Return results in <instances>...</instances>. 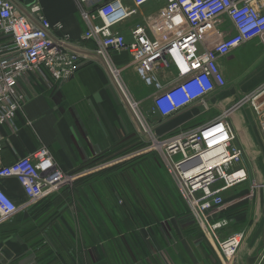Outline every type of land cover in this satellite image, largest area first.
I'll list each match as a JSON object with an SVG mask.
<instances>
[{
    "label": "built area",
    "instance_id": "1",
    "mask_svg": "<svg viewBox=\"0 0 264 264\" xmlns=\"http://www.w3.org/2000/svg\"><path fill=\"white\" fill-rule=\"evenodd\" d=\"M34 1L24 8L16 0H0V134L4 127L16 132L14 121L26 99L19 90L21 79L30 74L45 85L50 84L49 78L54 84H62L79 67V56L65 49L70 36L64 32V26L50 23ZM74 1L87 26L80 40L94 42L95 54L104 60L133 115L138 133L149 143L142 152L158 154L202 234L211 241L219 262L231 264L243 236L239 233L221 239L218 231L228 221L213 220L222 204V192L247 180L243 154L235 144L229 118L246 101L251 102L259 114L264 137V113H259L260 105L255 104L264 94L263 88L246 96L239 107H230L196 126H180L174 135L156 134L149 120H168L194 104H200L203 112L208 110L207 97L223 92L225 87L220 61L252 40H259L264 46V0H164L157 18L161 19L158 38L149 37L145 27L134 25L129 31V42L123 33L113 30L135 12L129 11L122 0ZM131 1L135 8H141L155 0ZM225 20L230 26L228 30L223 25ZM123 52L131 57L142 82L154 90L144 112L141 102L131 98L109 59L110 53ZM161 68L173 74L164 86L155 74ZM3 144L0 137V154ZM2 180H14L26 204L32 205L44 195L57 192L69 178L58 170L43 146L9 165L0 163ZM19 210V204L0 186V220L13 219Z\"/></svg>",
    "mask_w": 264,
    "mask_h": 264
},
{
    "label": "crops",
    "instance_id": "2",
    "mask_svg": "<svg viewBox=\"0 0 264 264\" xmlns=\"http://www.w3.org/2000/svg\"><path fill=\"white\" fill-rule=\"evenodd\" d=\"M122 2L129 11L135 12L118 24L115 30L125 34L129 42L130 29L134 25H141L145 27L149 37L158 38L157 25L161 19L157 18L164 6V0L148 2L141 8H135L131 0ZM36 3L50 23L59 22L64 26V32L70 36V42L65 45V49L79 56V67L74 76L62 84H54L49 78L51 87L30 74L19 81V90L25 94L26 99L14 121L16 132L2 128L0 137L4 144L0 163L9 165L44 146L59 170L69 178L68 183L62 185L65 187L100 171L101 165L72 174L81 170L94 156L107 152L112 147L111 150L116 149L118 141L125 138L128 132L124 136L125 126L121 124L123 121L120 122V117L116 120L119 129L109 123L108 117L113 119L114 116V104L109 98V88L111 85L114 88L113 79L104 60L95 54L94 42L80 40L87 26L75 1L37 0ZM19 9L28 15L23 7L19 6ZM223 25L226 26L225 29H230L227 20ZM51 36L58 37L56 34ZM261 46L260 41L252 40L232 51L220 61L223 73L228 71L229 75L234 66H242L245 73L249 68L256 72L259 65L254 62L260 55H264ZM255 54H258V59ZM109 59L119 71L120 79L131 98L141 102L146 111L150 106L148 98L154 90L142 83L132 66L131 57L127 53H110ZM230 61L231 66L228 65ZM260 63L262 64L258 73L264 75V61ZM155 74L161 86L173 78L171 72L162 68L157 69ZM255 81L253 79L250 85ZM255 90L249 86L237 88L233 84L228 92L230 95L234 91L238 95V91H249L246 95L248 96ZM221 95L222 92L211 94L207 98L209 106L219 110L221 102H224ZM239 100L241 99L222 109L234 106ZM197 107L195 104L191 108ZM240 109L242 108L236 109L229 120L237 136L236 142L246 158V167L252 172V178L258 180V184L254 183L257 186L264 185V140L259 127L255 128L251 120L238 113ZM0 186L20 208L13 219L0 220V264H128L130 259L137 258L125 256V248L141 247L145 244L156 246L161 244V240L162 243L170 245L177 243L171 235L174 230L178 234L176 227L168 229V237L161 227L125 230L118 226L117 213L120 212L122 221L123 211L120 208L122 201L116 196H77L70 193L60 194L57 191L44 195L37 203L30 205L26 204L22 190L14 180H2ZM251 196L241 198L248 199L245 212H236L230 217L233 224L229 231L244 235L232 264H264V194ZM238 201L239 198L231 203ZM185 225L187 223L179 228L183 232L179 242L187 248L190 247L189 258L193 262L196 254L203 263L212 256L211 242L203 239L196 229L184 227Z\"/></svg>",
    "mask_w": 264,
    "mask_h": 264
},
{
    "label": "trees",
    "instance_id": "3",
    "mask_svg": "<svg viewBox=\"0 0 264 264\" xmlns=\"http://www.w3.org/2000/svg\"><path fill=\"white\" fill-rule=\"evenodd\" d=\"M155 123L159 125L160 120L156 118ZM163 131L164 130H162L161 127L157 128L158 134ZM134 135L135 136L132 138L133 140H127L130 136L123 138L125 140L122 141V144H119L120 142H118L116 144L117 148L114 147L116 149L111 150L113 148L112 147L109 151L103 152L98 156H94L90 162H87L82 166L81 170L72 172V174L79 173L86 169L95 168L99 165H103L107 161H113L139 151L137 149L142 146V141L135 133ZM161 166L162 163L157 153L151 152L140 158H131L127 160V162L115 164L111 168L105 169V171L103 170L104 172H95L89 176L78 179L74 183V186L78 183L81 184L79 187L81 189H86L87 186H90L93 191V195H111L123 198L124 201L120 204V208H122L123 211L122 221L120 218V212L118 211L116 222L118 226L123 227L125 230L129 228L144 227L163 228L162 226L165 225L163 219L168 218L167 220H176V218H178L176 215L180 213L181 208L183 207L185 210V203L181 199L176 186L167 176L163 166ZM229 190L230 189L224 191L221 195L225 194ZM74 195H88V193L75 192ZM238 197L239 196H235V199ZM140 199H146V202H140ZM134 204L135 207L133 206ZM138 206H143L148 209L143 210ZM232 210H228L218 215L217 219L231 220L228 226L218 231L221 239H224L232 234L229 231L231 229V225L233 224L232 219L230 218L232 215L229 214ZM17 219L19 218L17 217ZM162 223H164V225H162ZM167 227L168 226H166L165 229L163 228L166 232L171 228L167 229ZM204 250L207 251L206 249ZM205 262L206 264H213V261L210 258L206 259Z\"/></svg>",
    "mask_w": 264,
    "mask_h": 264
},
{
    "label": "rangeland",
    "instance_id": "4",
    "mask_svg": "<svg viewBox=\"0 0 264 264\" xmlns=\"http://www.w3.org/2000/svg\"><path fill=\"white\" fill-rule=\"evenodd\" d=\"M122 35L125 36V34H122ZM262 49L264 50V47H262ZM262 52H264V51H262ZM255 55L257 56V59H258V57H259L258 54H255ZM261 61H264V55H260L259 59L256 62H254L255 65L256 64L259 65V67H257V69H256V72L250 71V68H249V70L246 71V73H245V72H243L244 69H243L242 66H234V69L231 68V73L229 75H227L228 74V71L223 73V69H221L222 74H223V77H224V80H225V87H224V90H223L222 95H221V98H223L224 102H221V100H220L221 107L219 108V110H217V108H215L213 106H210L209 110L206 111L203 114V116L201 117V119L208 120L210 118H213L216 115L220 114V111H221V109L223 107L235 103L238 99H244V98H246V95H247V93L249 91H247L246 93H244V91H238V95H235V92L232 91V92H230V95H229L228 89H229L230 86H233V84H236L237 85V88H239L240 86H249V88H252V90H255V89L257 90V89L263 88V89H261V91H264V75L261 74V73H258L260 71V66L262 64V63H260ZM230 64H231V61L228 62V65H230ZM253 79H255L256 81L254 83H252V86H251L250 84H251V81ZM122 84H123V82H122ZM113 85H114V88L115 89L113 88L112 85L110 86V88H109V98H110V100L113 101V104H114V114H113L114 116H113V119L111 117H108L109 123H111V125H113L115 128H117L118 126L116 124V120H117V117H120V122L123 121V123H121V124H123L125 126V128L123 129L124 136H125V134L127 132H128V134L126 135V137L127 136H130V138L127 139V140L129 141L130 139H132L135 136L134 135V133H135L138 136V138H140L141 141H142V146L137 149L139 151H137L135 153H131V154L127 155V156H123V157H121L119 159H116V160H122L123 162H127V159L129 160L131 158L132 159L140 158L142 156L148 155V153H151L152 151L142 152L143 150H145L147 148V146L149 147V143H148V141L146 140L145 137H142L138 133V129L136 128V125L133 124L132 116L127 113L128 106L125 104V102H124L121 94L117 90V88L115 86V83ZM124 87H125V85H124ZM218 104H220V103H218ZM241 107H242V109H240L238 111V113L241 114L243 116V118H246L247 120L248 119L251 120V123L253 124V126L255 128H258L259 127V129H261V127H260V120L258 119L259 114H257L254 111V109H253V107L251 105V102L246 101ZM145 109H146V107H145ZM194 110L195 111H192L193 113L192 112H190V113L197 114L198 115L200 109H197L196 108ZM190 113L181 114L178 117L169 120L167 123H164L163 125L160 126L161 129L162 130H165V131L170 130V129H174L175 131H177V126L181 122L187 121L190 118ZM154 125H158V124L155 123V120H153V122H150L149 123V126H154ZM118 129H119V127H118ZM261 136H262V134H261ZM262 138H263V136H262ZM123 140H125V139H120L118 141V142H120L119 144H122V141ZM245 159L243 158V164L246 167L247 164L245 163L246 162ZM108 160H110V159H108ZM116 160L105 162L104 165H107V167L100 166V171H98V173L104 172L105 169H109L112 166H114L115 163H113V162H115ZM120 163H122V162H120ZM117 164H119V163H117ZM162 166H163V164H162ZM163 168H164V166H163ZM58 170H59V168H58ZM165 172H166V170H165ZM247 172L249 174V179H248V181L246 183H244L242 185H238L236 187H233L232 189H230L229 191H227L225 194L221 195L222 196V204H221L220 208H217L218 209L217 215H219L220 213L222 214V213H224V212H226L228 210H232V209H234V210L230 211L229 214L233 215V214H236V212H238L239 214H242V213L245 212V204H248L247 203L248 202V199L245 200V199H240V198L246 197V196H250V195L254 196L256 194H264V189L255 188V186H257L256 183H257L258 180L257 179L254 180L252 178V172L251 171H248V169H247ZM63 174H64V172H63ZM166 174H167V172H166ZM255 174H258V172H256ZM167 176L169 177L168 174H167ZM169 179L174 184L173 180L170 177H169ZM254 182H256V183H254ZM65 183H68V180H66ZM80 185L81 184L78 183V184H76V186H74V185H67L65 187L62 186V188H60L58 190V193H60V194L61 193L75 194V192L76 193L77 192L78 193H88V194H92L93 193V191L90 188V186H87L86 185L87 186L86 189H83V188L81 189V188H79ZM235 196H239L238 198L240 200L238 202L231 203L232 200H235L234 199ZM150 198L152 199L151 196H150ZM120 199H121L122 202L124 201L123 198H120ZM122 202H120V204H122ZM140 202H146V199H140ZM134 203H135V201H134ZM135 204L133 205L134 207H135ZM138 207L140 209H143V210L148 209V208L143 207V206H138ZM184 207H185V210L182 207L180 213H178L176 215V217H178V218H176V220H173V219L167 220L168 219L167 218V219H163V222L165 223V225H164V223H162V225H164V226H162L164 229H165L166 226H168L167 229L170 228V227H176L178 229L177 230V233L178 234H176L175 233V230H174V231H171V235H173L174 241L176 240V242L179 243V244H180V242H179L180 238L183 237L182 236L183 232L182 231H179V228H182V226L185 223H187V225H185L184 227H189L190 229L191 228L192 229H196L197 232L200 233L199 228H198L197 224L195 223V221L192 219L191 214H190V211H189L188 207L186 206V204H184ZM173 222H175V223H173ZM165 233L167 234L168 237L170 236L168 234V231L167 232L165 231ZM200 236H202L201 233H200ZM194 255H195L194 262L200 261V259L198 257H196V254H194ZM207 259H209V258H207ZM210 259L213 261V264H221L215 258V256L213 255V253H212V257H210ZM201 263L202 262L200 261V264ZM205 264H206V262H205Z\"/></svg>",
    "mask_w": 264,
    "mask_h": 264
},
{
    "label": "flooded vegetation",
    "instance_id": "5",
    "mask_svg": "<svg viewBox=\"0 0 264 264\" xmlns=\"http://www.w3.org/2000/svg\"><path fill=\"white\" fill-rule=\"evenodd\" d=\"M190 247L175 243L145 244L141 247H129L124 249L125 256H133L128 264H200L189 258Z\"/></svg>",
    "mask_w": 264,
    "mask_h": 264
},
{
    "label": "water",
    "instance_id": "6",
    "mask_svg": "<svg viewBox=\"0 0 264 264\" xmlns=\"http://www.w3.org/2000/svg\"><path fill=\"white\" fill-rule=\"evenodd\" d=\"M18 3L22 4L24 7H28L30 5H32L34 3L33 0H16ZM242 103V102H241ZM241 103H238L236 104V106H234L233 108L235 107H239V105ZM256 105H262L259 107L258 111L259 113H264V94L262 96H260V98H258L256 101H255Z\"/></svg>",
    "mask_w": 264,
    "mask_h": 264
}]
</instances>
